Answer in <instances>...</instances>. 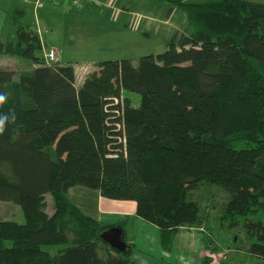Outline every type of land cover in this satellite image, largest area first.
<instances>
[{
  "label": "trees",
  "instance_id": "trees-1",
  "mask_svg": "<svg viewBox=\"0 0 264 264\" xmlns=\"http://www.w3.org/2000/svg\"><path fill=\"white\" fill-rule=\"evenodd\" d=\"M151 1L169 5L168 16L186 12L190 33L177 32L164 53L136 65L101 62L81 86L73 65L37 55L40 37L18 26L23 8L12 14L23 30L0 53L36 66L17 79L0 68V113L16 114L0 133V201L19 205L27 219H0V264H137L133 246L120 252L101 238L122 224L97 222L69 201L75 186L135 202L137 217L172 251L181 227L199 228L189 194L204 183L224 190L223 224L243 223L248 252L264 262V223L252 219L264 212V5ZM43 246L65 248L51 255Z\"/></svg>",
  "mask_w": 264,
  "mask_h": 264
},
{
  "label": "crops",
  "instance_id": "crops-1",
  "mask_svg": "<svg viewBox=\"0 0 264 264\" xmlns=\"http://www.w3.org/2000/svg\"><path fill=\"white\" fill-rule=\"evenodd\" d=\"M183 1L207 4L212 0ZM248 1L264 5V0ZM17 8L24 10L18 26L30 28L40 37L38 11H33L32 5L23 0H0V44L13 40L11 37L15 34V25L12 14ZM30 9L35 17V28L23 25L22 22ZM168 9L169 5L151 0H102L95 7H85L86 12L78 9L82 13L93 14L83 16V23L68 28L69 37L66 33V41L61 50L55 47L47 49V43L41 37L40 40L46 50L57 51L58 63L73 65L76 78L79 76L86 79L90 73L96 71L101 62L130 59L136 65L141 57L164 53L177 32L190 33L187 13L174 8L168 16ZM0 55L4 56L2 61L14 59L2 53ZM12 65L11 62L0 63L3 68ZM78 81L79 78V85ZM67 197L83 214L97 222L122 224L127 244L133 246V259L137 264H205L206 260L208 264H213V260L210 261L205 256L209 248L208 244H204L201 228L195 230L181 227L174 236L172 251L166 252L160 245L159 229L137 217L135 202L110 200L102 197L99 191L83 186L70 188Z\"/></svg>",
  "mask_w": 264,
  "mask_h": 264
},
{
  "label": "rangeland",
  "instance_id": "rangeland-1",
  "mask_svg": "<svg viewBox=\"0 0 264 264\" xmlns=\"http://www.w3.org/2000/svg\"><path fill=\"white\" fill-rule=\"evenodd\" d=\"M71 2V0H56V4H54L46 0L45 4L37 10V18L41 27L38 33L41 39L47 43V49L55 47L57 50H61L66 41V33L69 37L68 28L73 27L71 25L83 23L84 20H81L83 16L93 14L92 12H80L75 4ZM22 22L23 25L36 27L35 17L31 9ZM22 30L20 27L15 26V34L12 37L10 36L13 43L17 42L18 34ZM76 43H79V40H76ZM46 48L44 46V49ZM48 51L46 50V52ZM44 53V50H42L37 55L44 57ZM3 57V55H0V63L11 62L12 67L6 69H14L17 73L16 79L20 73H28L36 66L33 62L22 57L11 56L9 58H14L12 61H2ZM77 78H79L78 86H81L85 79L79 76ZM123 94L124 97L131 100L134 106L139 105L140 97L138 95L127 92ZM189 197L199 208L200 217L193 225H198L204 232H202L203 241L204 244H208L209 248V252L205 255L207 259L213 260V264H264L261 259H257L256 256L248 252L252 240L247 237L243 223L234 229H231L228 224H223L221 216L228 201V196L220 186L204 183L197 191L190 193ZM45 204V212L52 215L54 205L51 195L46 197ZM0 219L19 224H24L27 221L21 207L8 201H0ZM252 219L264 223V212L252 217ZM193 228L197 229L196 227ZM6 244L10 245V242L7 241ZM64 248L65 246H43V250L51 255H56L59 250ZM162 250L166 251L163 248Z\"/></svg>",
  "mask_w": 264,
  "mask_h": 264
},
{
  "label": "built area",
  "instance_id": "built-area-1",
  "mask_svg": "<svg viewBox=\"0 0 264 264\" xmlns=\"http://www.w3.org/2000/svg\"><path fill=\"white\" fill-rule=\"evenodd\" d=\"M26 4L32 5L33 11H37L45 2V0H23ZM73 4H75V7L80 10H85V7L88 6H97L101 4L102 0H71ZM54 4H56V0H52ZM44 59L47 64H51L58 61V53L56 50H49L46 52V49H44Z\"/></svg>",
  "mask_w": 264,
  "mask_h": 264
},
{
  "label": "water",
  "instance_id": "water-1",
  "mask_svg": "<svg viewBox=\"0 0 264 264\" xmlns=\"http://www.w3.org/2000/svg\"><path fill=\"white\" fill-rule=\"evenodd\" d=\"M102 240L114 249L123 252L128 244L123 240V230L119 227H112L101 234Z\"/></svg>",
  "mask_w": 264,
  "mask_h": 264
},
{
  "label": "clouds",
  "instance_id": "clouds-1",
  "mask_svg": "<svg viewBox=\"0 0 264 264\" xmlns=\"http://www.w3.org/2000/svg\"><path fill=\"white\" fill-rule=\"evenodd\" d=\"M7 100V96L4 93H0V104H4ZM15 111L9 109L7 113H0V133H3L7 124L15 121Z\"/></svg>",
  "mask_w": 264,
  "mask_h": 264
}]
</instances>
